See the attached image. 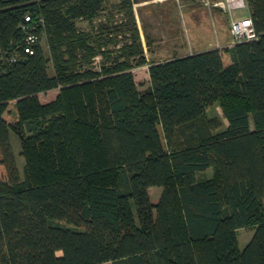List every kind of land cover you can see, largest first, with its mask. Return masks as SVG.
<instances>
[{
	"label": "trees",
	"instance_id": "16d2710c",
	"mask_svg": "<svg viewBox=\"0 0 264 264\" xmlns=\"http://www.w3.org/2000/svg\"><path fill=\"white\" fill-rule=\"evenodd\" d=\"M135 2L0 0V264H264V0L256 38L166 60Z\"/></svg>",
	"mask_w": 264,
	"mask_h": 264
},
{
	"label": "rangeland",
	"instance_id": "374dc122",
	"mask_svg": "<svg viewBox=\"0 0 264 264\" xmlns=\"http://www.w3.org/2000/svg\"><path fill=\"white\" fill-rule=\"evenodd\" d=\"M210 1L214 2L218 0ZM172 2H174L177 7L171 9L172 11L169 14L166 13L169 17L164 15L166 19L163 16V13H157L160 12L159 10L154 12L156 7L153 5L155 4L149 2L146 7H152L153 13L158 17L156 20L155 16L151 17L150 14L145 13L144 15H146V17L143 15V24H141V26L143 25V28L140 26L139 29L140 34L143 35L141 36L143 37L142 42L145 46V53L148 59L166 60L174 56H182L192 53L195 49L200 48L201 46H206L204 44L214 41L216 34L221 31H224L225 35L232 37L230 32L231 18L240 20L249 17L248 6L246 5L236 10H225L224 8L214 5L209 7L203 3V0H173ZM160 18L162 22L159 21ZM96 22H98V20H96ZM147 23L150 25L149 30L153 34V41L150 43V48H148V45L146 44V41L150 37L142 31ZM78 25L81 28H88V23L84 20L79 21ZM228 44L225 46H228ZM139 67L140 68H134L133 72L139 89L144 90L149 85V74L147 71L149 65ZM57 93L58 89H52L40 93L39 97L40 100L45 103L52 100ZM208 114L210 116H217L223 120V113L219 106L210 108ZM16 117L14 101H11L9 104V110L5 113V118L8 121L13 122L16 120ZM10 142L21 170L24 160L19 155L20 142L17 135L12 131L10 133ZM208 171L211 172L210 169ZM158 191L157 187L150 189V195L153 202L157 201ZM237 234L239 245L243 248L252 237L253 229L241 228L237 231ZM105 264L111 263L106 262Z\"/></svg>",
	"mask_w": 264,
	"mask_h": 264
},
{
	"label": "built area",
	"instance_id": "2783aa9c",
	"mask_svg": "<svg viewBox=\"0 0 264 264\" xmlns=\"http://www.w3.org/2000/svg\"><path fill=\"white\" fill-rule=\"evenodd\" d=\"M203 3L207 6H218L220 8H224L225 10H232V9H239L243 6H247L246 0H218V1H210V0H203ZM26 21H31V16L27 14L25 16ZM26 28L27 26L24 24L22 26ZM230 32H231V41L229 42L228 46H232L237 42L250 40L256 38V33L254 31L252 20L250 17H245L243 19H234L231 18L230 21ZM26 41L31 44L37 41V36L35 34L29 33L26 37ZM25 52L32 53L33 50L31 46L25 47ZM2 55V47L0 46V57ZM17 56L14 55L12 60H16Z\"/></svg>",
	"mask_w": 264,
	"mask_h": 264
},
{
	"label": "crops",
	"instance_id": "0c3cea01",
	"mask_svg": "<svg viewBox=\"0 0 264 264\" xmlns=\"http://www.w3.org/2000/svg\"><path fill=\"white\" fill-rule=\"evenodd\" d=\"M172 1L173 0H136V2L134 4L135 5L134 6V9H135L136 19H137V25H138L139 29H140L141 24H143L142 23V21H143L142 18H143V15L145 13L150 14L151 17L155 16V14L153 13L152 7L146 8L148 6V3L149 2H151L152 4H155V5H153V6L156 7V9L154 10V12H156L157 10H159L160 12H157L158 14L163 13V16L164 15L168 16L167 14H169L172 11L171 9H175L177 7L176 4H174V2H172ZM217 15H218V13H217ZM163 16H162V18H163ZM144 17H146V15H144ZM157 19H158V17H156V20ZM165 19H166V17H165ZM159 21L162 22L161 18H160ZM141 27L143 28V25ZM153 27H155V26H153ZM149 28H150V25L147 23L144 26V29L142 31H143L144 34H146L147 36L150 37L149 40H150V43H152V41H153V34L150 32ZM140 35L143 36L142 34H140ZM228 37H230V36L229 35H225L224 31H221V32H219V33L216 34L214 41H211L208 44H204L206 46H204V47L201 46L200 48L195 49L192 53L202 52V51H205V50H208V49H213V48L224 47L225 45H227L231 41V37L230 38H228ZM142 38L143 37H141V39ZM189 54H191V53H189ZM189 54H185V55H182V56H186V55H189ZM138 68H140V67H138ZM147 71H148V69H147ZM151 188H155V187H151ZM158 190L159 191H158V194H157V199H158L159 194L161 192V189L158 188Z\"/></svg>",
	"mask_w": 264,
	"mask_h": 264
}]
</instances>
